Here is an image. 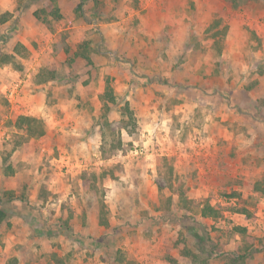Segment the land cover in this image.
Wrapping results in <instances>:
<instances>
[{"label":"rangeland","instance_id":"374dc122","mask_svg":"<svg viewBox=\"0 0 264 264\" xmlns=\"http://www.w3.org/2000/svg\"><path fill=\"white\" fill-rule=\"evenodd\" d=\"M50 2L0 0V264H264V0H54L61 21L21 24Z\"/></svg>","mask_w":264,"mask_h":264},{"label":"trees","instance_id":"16d2710c","mask_svg":"<svg viewBox=\"0 0 264 264\" xmlns=\"http://www.w3.org/2000/svg\"><path fill=\"white\" fill-rule=\"evenodd\" d=\"M52 1L53 2H50L45 8L35 11L33 14L34 17L38 21H41L42 23L47 24V25L50 24V22H49L50 17L55 22L61 21L63 19V16L60 13L59 8H57L54 5V0H52ZM89 1H91V0H82L83 3L80 5L79 10L82 8L81 6L84 3L89 2ZM11 18H12V15L10 13H5L3 15H0V25L6 24L8 21H10ZM218 25H219V22H216L215 25H213L211 27V32H214L215 30H216V32L210 36L213 39L218 38L219 41L218 40L217 41H218V43H220L221 38L223 40L225 38V36H224L223 32H219ZM224 30H226V28ZM219 36H221V38ZM217 41H215V43ZM19 48L24 50V47L22 45L16 46L15 51H17V54L19 53V55H20V54H22V52H20ZM88 49H89V43L81 44L78 47V50L74 54V59L72 60L73 63L76 62V59H77V61L81 60V59L86 60L87 59L86 52ZM15 58L16 57H14V56L1 55L0 56V64H11L14 66L16 64ZM75 65L77 66L76 63H75ZM56 76H57L56 70L46 69L45 71H41V73L38 75L37 78L40 79V84H44V83L52 82L53 80L56 79ZM104 98H106L107 101L104 100L105 102H104L103 108H105V113L103 114V119H105V123H108L109 122L108 114L111 110V107L108 105V103H110L112 105L116 104V99L114 97L113 90H112L111 86L107 87V91L105 92ZM6 105H8V102H6ZM121 116H122L123 129L125 131L130 132L132 127L135 128L137 126L134 111L131 109L130 104L128 102L125 103V105L121 111ZM15 127L19 131H23L25 133V136H26L25 139L26 140H30L33 138H41L45 135L44 122L41 119H37V118L32 117V116H19L16 120ZM20 144H21V142L20 143L17 142V144L15 146L17 147ZM263 192H264V189H263ZM182 195H184V194L182 193L181 196ZM234 195H236V194L233 193L231 195V198L235 197ZM5 197L7 198L8 201H10L11 199H15L16 196H15L14 192L10 191L8 193H5ZM20 200L23 201L24 196H21ZM1 202H2V200H1ZM201 213H202L203 218L217 219L220 217L219 211L208 202L203 204V207L201 209ZM8 219H9V215H8L7 211L0 206V228L8 222ZM101 224L108 226V223L104 218L101 219ZM236 230L242 236H245L248 233L247 229H245V228L236 227ZM251 257H252L251 245L245 246V247L239 249L238 251H236L234 254H232L231 259H229L228 264H247V261L249 259H251ZM8 264H16V263L13 261H9Z\"/></svg>","mask_w":264,"mask_h":264},{"label":"crops","instance_id":"0c3cea01","mask_svg":"<svg viewBox=\"0 0 264 264\" xmlns=\"http://www.w3.org/2000/svg\"><path fill=\"white\" fill-rule=\"evenodd\" d=\"M13 1V4L15 3V7H16V3H17V0H12ZM66 0H62V5H61V7H64V5L66 6ZM14 7V8H15ZM35 7H31V10H29V12H25V13H23L22 15H21V24L22 25H24L25 23V21H29L30 23H33L34 24V19H36L35 17H34V12H35V9H34ZM9 12H13V11H11L12 9H10L9 7H8V9H7ZM5 25V24H4ZM6 34H7V31L5 32Z\"/></svg>","mask_w":264,"mask_h":264}]
</instances>
